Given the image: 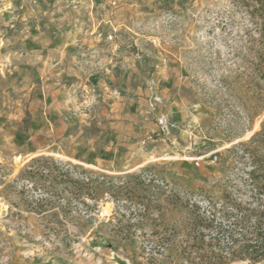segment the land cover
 Wrapping results in <instances>:
<instances>
[{
  "label": "rangeland",
  "instance_id": "rangeland-1",
  "mask_svg": "<svg viewBox=\"0 0 264 264\" xmlns=\"http://www.w3.org/2000/svg\"><path fill=\"white\" fill-rule=\"evenodd\" d=\"M53 50L107 90L42 102ZM262 195L264 0H0V264L214 263L192 205Z\"/></svg>",
  "mask_w": 264,
  "mask_h": 264
},
{
  "label": "trees",
  "instance_id": "trees-1",
  "mask_svg": "<svg viewBox=\"0 0 264 264\" xmlns=\"http://www.w3.org/2000/svg\"><path fill=\"white\" fill-rule=\"evenodd\" d=\"M63 176L59 175L60 178ZM92 195L96 201L95 191ZM114 195L117 196L118 191ZM192 207L197 212L195 225L201 232L199 241H203L204 232L207 231L212 240L219 245L222 244L217 249L218 252L214 253L216 257L214 263L208 261L210 264H224L225 258L264 262V203H258L253 207L240 203L210 206L202 212L199 205Z\"/></svg>",
  "mask_w": 264,
  "mask_h": 264
},
{
  "label": "crops",
  "instance_id": "crops-1",
  "mask_svg": "<svg viewBox=\"0 0 264 264\" xmlns=\"http://www.w3.org/2000/svg\"><path fill=\"white\" fill-rule=\"evenodd\" d=\"M65 51L63 50H53L52 51V56H56L54 61H51L48 63V60H46L44 57H50L49 54L47 55H41L37 54L36 57L40 58V66H38V80L36 81V85L38 87L37 92L35 93V96H38V99H40L42 102H49L52 103L54 99H63L64 97L67 96L71 92V90L75 87H85L88 85L89 79L91 81H96V84L98 86H101L99 90L104 88V90H107L105 82L103 83V80L101 81V78L96 76H88L83 75L81 70L79 68H73L70 67L68 64H66L65 56L64 54ZM50 69H53V74H56L55 76L53 75L52 78H56V76H59L61 80H57V83H53L51 88L53 86L57 87L56 90L50 89V86L45 85V81L48 78L47 70L50 71ZM93 84V83H92ZM163 103V102H162ZM161 103V104H162ZM161 104H158L157 107H159ZM158 109V108H157ZM159 111V110H158ZM157 125V124H155ZM85 149L86 151H91L92 147L88 146L86 143ZM88 146V147H87Z\"/></svg>",
  "mask_w": 264,
  "mask_h": 264
},
{
  "label": "built area",
  "instance_id": "built-area-1",
  "mask_svg": "<svg viewBox=\"0 0 264 264\" xmlns=\"http://www.w3.org/2000/svg\"><path fill=\"white\" fill-rule=\"evenodd\" d=\"M114 31L115 30L113 29V32ZM97 36L105 37V39H112L114 35L113 33H108L104 36L103 33L99 32ZM162 102H163L162 98L158 95H155L149 98L147 105H148V109H150L153 115H155L154 117L159 127V130L164 134H168L177 127V124L176 122L167 119V117L163 113H157L156 106L158 104H161Z\"/></svg>",
  "mask_w": 264,
  "mask_h": 264
},
{
  "label": "bare ground",
  "instance_id": "bare-ground-1",
  "mask_svg": "<svg viewBox=\"0 0 264 264\" xmlns=\"http://www.w3.org/2000/svg\"><path fill=\"white\" fill-rule=\"evenodd\" d=\"M59 155V154H58ZM91 167V166H90ZM105 210V209H104Z\"/></svg>",
  "mask_w": 264,
  "mask_h": 264
}]
</instances>
